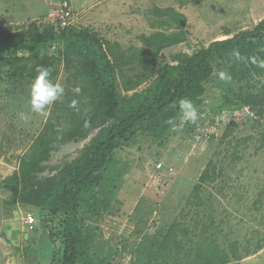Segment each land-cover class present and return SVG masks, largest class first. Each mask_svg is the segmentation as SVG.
<instances>
[{
  "label": "rangeland",
  "instance_id": "374dc122",
  "mask_svg": "<svg viewBox=\"0 0 264 264\" xmlns=\"http://www.w3.org/2000/svg\"><path fill=\"white\" fill-rule=\"evenodd\" d=\"M61 2L0 0V26L22 28L34 21L46 22L51 10ZM71 2L76 11L88 12L78 20V27L94 29L125 49H144L140 37L160 30L159 23L166 19L159 10L172 7L183 13L188 19L187 41L164 51L163 62L169 64L184 62L202 47L250 31L264 20V0ZM106 9H110V19L116 24L104 20ZM57 48L54 44L47 54H56ZM214 63V76L197 108V122L181 124V113L178 129L169 131L164 139L140 133L116 152L101 184L86 194L83 226L94 236L95 256L106 259L108 264H140L145 250H150L158 238L162 240L175 221L195 240L201 238L202 232H215L221 246L228 249L231 243H237L242 259H233L229 264H264V107L237 105L220 111L222 95L229 87L241 84L232 81L227 64ZM134 73L137 77L136 69ZM63 78L62 67L60 79ZM262 79L264 64L251 88L259 91L257 83ZM31 84L0 80V264H50L53 253L60 250L63 217L44 213L39 219L32 208L8 204L11 193L4 185L45 127L55 105L34 112L29 102ZM67 92L65 89L57 101H65ZM21 113L26 120L20 118ZM231 121L238 126L229 138H224ZM97 133L92 130L84 141L59 145L44 164L40 177L55 175L78 157ZM213 164L217 174L204 184L200 203L193 197V190L205 169L212 170ZM27 213L36 218L35 231L24 223ZM260 246L263 248L258 252ZM247 251L252 253L250 257Z\"/></svg>",
  "mask_w": 264,
  "mask_h": 264
},
{
  "label": "trees",
  "instance_id": "16d2710c",
  "mask_svg": "<svg viewBox=\"0 0 264 264\" xmlns=\"http://www.w3.org/2000/svg\"><path fill=\"white\" fill-rule=\"evenodd\" d=\"M159 12L166 19L159 23L160 30L140 37L144 49L122 48L98 31L77 25L63 30L37 21L22 28L0 26V80L32 83L37 68L43 66L51 69L54 83L68 89L65 101L55 102L45 127L20 157L18 169L4 181L11 193L8 204L32 208L39 219L44 213L63 217L60 250L53 253L50 264H108L95 256L94 236L83 226L86 194L101 184L116 152L140 133L162 139L171 133L168 121L179 125L182 98L190 99L196 108L202 104L206 85L215 73V61L227 64L232 81L241 84L229 87L222 95L220 111L237 105L264 107V80L257 83L259 91L251 88L264 64V20L250 31L202 47L184 62L169 64L163 62V53L187 41L188 19L172 7ZM54 44L58 46L56 54H47ZM62 67L64 78L60 79ZM144 84L148 86L140 89ZM237 126L231 121L224 138ZM92 130L98 133L78 157L55 175L40 177L59 145L84 141ZM211 166L193 190L199 201L204 184L217 174L216 165ZM199 237L191 238L189 230L175 221L162 240L158 238L159 242L153 241L150 250H145L140 264H229L242 259L237 243L227 249L215 232H202ZM250 255L247 251V257Z\"/></svg>",
  "mask_w": 264,
  "mask_h": 264
},
{
  "label": "clouds",
  "instance_id": "9594fccd",
  "mask_svg": "<svg viewBox=\"0 0 264 264\" xmlns=\"http://www.w3.org/2000/svg\"><path fill=\"white\" fill-rule=\"evenodd\" d=\"M51 69L48 67H38L37 75L34 78L30 88V105L34 112H43L53 103H55L65 92L63 84L53 82L50 78ZM75 101L73 105L75 106ZM179 108L182 113L181 124L191 122L196 123L199 116L198 110L194 103L188 98H182L179 102ZM20 118L26 120L27 117L21 113ZM168 123L172 126V130L176 131L178 125L172 120Z\"/></svg>",
  "mask_w": 264,
  "mask_h": 264
},
{
  "label": "built area",
  "instance_id": "2783aa9c",
  "mask_svg": "<svg viewBox=\"0 0 264 264\" xmlns=\"http://www.w3.org/2000/svg\"><path fill=\"white\" fill-rule=\"evenodd\" d=\"M46 22L53 25L56 30L67 29L77 25L78 12L69 0H62L59 7L51 10ZM158 168L161 169L162 164H159ZM23 220L25 225L29 227L30 231H32L34 229V225L36 224L35 216L31 213H27Z\"/></svg>",
  "mask_w": 264,
  "mask_h": 264
},
{
  "label": "crops",
  "instance_id": "0c3cea01",
  "mask_svg": "<svg viewBox=\"0 0 264 264\" xmlns=\"http://www.w3.org/2000/svg\"><path fill=\"white\" fill-rule=\"evenodd\" d=\"M70 2H71V0H69ZM72 3V2H71ZM78 12V20L80 19V20H82L83 18H84V16L85 15H83V14H85V13H88V12H85L84 10H81V11H77ZM124 13V15H126V12H123ZM105 16V17H104ZM104 20L106 21V23H108V24H116V22L115 21H112L111 19H110V9H106V11H105V13H104ZM125 20H128V18H127V15H126V17L124 18ZM92 20H94L93 18H92ZM125 20L124 21H122V23H124L125 22ZM95 21H92V24L94 23ZM117 22H119V21H117ZM96 31V30H95Z\"/></svg>",
  "mask_w": 264,
  "mask_h": 264
}]
</instances>
